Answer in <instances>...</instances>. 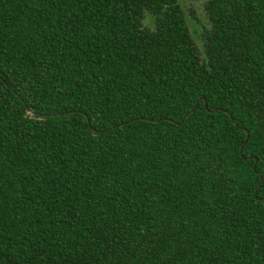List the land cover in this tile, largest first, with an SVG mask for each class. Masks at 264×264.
I'll return each mask as SVG.
<instances>
[{
    "label": "trees",
    "instance_id": "trees-1",
    "mask_svg": "<svg viewBox=\"0 0 264 264\" xmlns=\"http://www.w3.org/2000/svg\"><path fill=\"white\" fill-rule=\"evenodd\" d=\"M0 264H264V0H0Z\"/></svg>",
    "mask_w": 264,
    "mask_h": 264
},
{
    "label": "rangeland",
    "instance_id": "rangeland-1",
    "mask_svg": "<svg viewBox=\"0 0 264 264\" xmlns=\"http://www.w3.org/2000/svg\"><path fill=\"white\" fill-rule=\"evenodd\" d=\"M180 5H185L186 8L193 9L197 16L203 13L204 0H177Z\"/></svg>",
    "mask_w": 264,
    "mask_h": 264
}]
</instances>
